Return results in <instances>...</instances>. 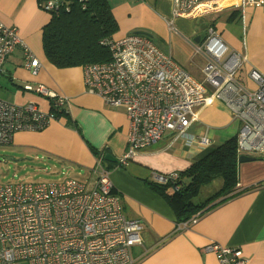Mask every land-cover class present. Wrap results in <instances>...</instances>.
I'll return each instance as SVG.
<instances>
[{"label":"built area","instance_id":"obj_1","mask_svg":"<svg viewBox=\"0 0 264 264\" xmlns=\"http://www.w3.org/2000/svg\"><path fill=\"white\" fill-rule=\"evenodd\" d=\"M84 1V0H82ZM174 16L191 19L221 12L263 8L264 0H176ZM64 5L46 2L47 10ZM174 22L170 28H174ZM109 61L83 66L87 91L106 104L124 107L129 120L127 149L119 166H127L144 147L167 134L199 152L211 147L209 135H197L200 109L212 107L240 122L238 157L264 156V72L251 65L247 52L234 48L213 25L196 46L204 54L198 79L158 47L149 35L131 33L107 39ZM18 48L34 75L41 62L15 25L0 20V84L8 57ZM46 98L49 109L36 102L20 104L0 98V145L13 143L17 133L38 132L69 113L70 98L39 84H26ZM158 183L179 189L175 172H153ZM196 222L191 221V224ZM190 224V225H191ZM188 222L181 227H189ZM144 225L124 212L106 168L89 186L76 178L58 181L0 182V264H135L133 249L142 244ZM219 264H247L239 249L212 242Z\"/></svg>","mask_w":264,"mask_h":264},{"label":"crops","instance_id":"obj_2","mask_svg":"<svg viewBox=\"0 0 264 264\" xmlns=\"http://www.w3.org/2000/svg\"><path fill=\"white\" fill-rule=\"evenodd\" d=\"M110 2L119 24L116 38L131 33L158 32V23L164 28L168 26L171 31L170 23L182 19L174 16L176 0ZM246 12L254 14L264 24V7L241 11L240 18ZM221 13L208 17H212L216 25ZM230 13L228 11L225 16L226 20ZM49 18V14L39 8L37 0H0V20L18 27L42 65L37 75L32 74L25 67L22 49L18 48L6 61V74L0 87H11L13 102H36L45 109H49L46 98L36 91L25 90L26 84L34 88L41 84L55 93L67 95L70 98L69 115L80 127V132L62 117L43 131L17 133L13 143L34 146L44 153L90 169L97 177L102 167L108 169L115 190L121 195L125 214L144 224L143 242L133 249L135 264H219L217 255L205 249L212 242L239 249L248 259L247 264H264V160L241 163L236 196L216 206L188 228L181 227L173 208L155 192L149 181H153L155 171L185 170L203 151L182 146L179 139L167 134L161 141L141 149L127 166H119L117 157L123 156L127 149L129 120L126 109L108 105L99 96L89 93L82 66L59 68L47 60L42 27ZM216 28L220 33L224 30L220 26ZM206 35L200 37L201 40ZM224 38L239 51L247 52L245 45L230 33ZM192 43L197 44L195 40ZM247 53L251 65L264 72V44L253 46ZM202 67H199V76L203 78ZM200 110V121L192 127V132L199 136L209 135L211 146L237 135L238 120L212 107ZM106 154L117 160H105Z\"/></svg>","mask_w":264,"mask_h":264},{"label":"trees","instance_id":"obj_3","mask_svg":"<svg viewBox=\"0 0 264 264\" xmlns=\"http://www.w3.org/2000/svg\"><path fill=\"white\" fill-rule=\"evenodd\" d=\"M47 1L37 0L39 8L50 16L42 27L47 60L59 68H67L111 59L105 41L114 37L119 30L111 0H61L64 5L55 10L45 8ZM240 16L241 11H232L227 19L233 21ZM60 114H64L69 126L76 127L80 132V127L72 121L70 113ZM237 149L238 137L234 135L203 151L189 167L177 172L179 189L155 180L149 181L155 192L173 208L177 223L188 222L190 225L192 220L197 221L216 206L236 196L240 179ZM217 178L223 180L221 188L204 202L196 203L194 198L202 187Z\"/></svg>","mask_w":264,"mask_h":264},{"label":"rangeland","instance_id":"obj_4","mask_svg":"<svg viewBox=\"0 0 264 264\" xmlns=\"http://www.w3.org/2000/svg\"><path fill=\"white\" fill-rule=\"evenodd\" d=\"M221 14L222 16L215 21L216 25L213 18L208 16L191 19L182 18L174 21L175 27L170 28L171 31L168 26L164 28L161 23H158V32H149L147 35L164 52L174 56L191 74L193 73L195 77L202 79V76H199V67L205 65L206 59L203 56L204 54L193 56L195 54L194 49L200 42H197L194 46L192 41L197 37L203 38L210 25L224 28L221 33L223 37L230 33L235 38H238L245 45L247 52L255 45L263 46L264 44V24L257 19V16L246 12L242 18L238 17L233 21H229L225 18L228 12ZM239 19L241 20L239 21ZM12 93L11 87H0L1 99L13 102ZM121 158L122 155L117 157L119 161ZM70 177L82 180L89 186H93L96 183L97 173L78 164L57 158L52 154L44 153L34 146L14 143L0 145V182L21 180L49 182ZM222 181L221 178H217L204 185L198 196L194 198V201L196 203L204 202L210 195L221 188Z\"/></svg>","mask_w":264,"mask_h":264},{"label":"water","instance_id":"obj_5","mask_svg":"<svg viewBox=\"0 0 264 264\" xmlns=\"http://www.w3.org/2000/svg\"><path fill=\"white\" fill-rule=\"evenodd\" d=\"M144 34H147V33H144ZM200 40H201L200 37H197L195 39L196 42H199ZM105 160H107V161H116L117 159L111 154H106L105 155ZM256 160H264V156L263 157H256V156H249V155H240L238 157V161H239L240 164L244 163V162H250V161H256Z\"/></svg>","mask_w":264,"mask_h":264},{"label":"clouds","instance_id":"obj_6","mask_svg":"<svg viewBox=\"0 0 264 264\" xmlns=\"http://www.w3.org/2000/svg\"><path fill=\"white\" fill-rule=\"evenodd\" d=\"M202 41V40H201ZM201 41H199V42H201Z\"/></svg>","mask_w":264,"mask_h":264}]
</instances>
